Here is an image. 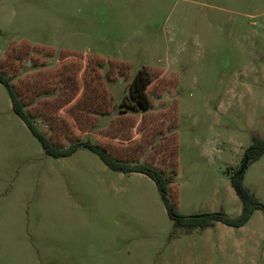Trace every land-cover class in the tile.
Returning <instances> with one entry per match:
<instances>
[{"label":"rangeland","instance_id":"rangeland-1","mask_svg":"<svg viewBox=\"0 0 264 264\" xmlns=\"http://www.w3.org/2000/svg\"><path fill=\"white\" fill-rule=\"evenodd\" d=\"M11 46L29 52L11 82L53 88L30 78L23 99L51 101L53 128L31 117L58 144L173 174L182 214H238L236 169L264 202V151L241 168L264 137V0H0L3 73ZM143 65L146 107L129 92ZM0 264H264V208L240 226L176 225L146 173L84 146L45 152L0 82Z\"/></svg>","mask_w":264,"mask_h":264},{"label":"trees","instance_id":"trees-1","mask_svg":"<svg viewBox=\"0 0 264 264\" xmlns=\"http://www.w3.org/2000/svg\"><path fill=\"white\" fill-rule=\"evenodd\" d=\"M29 57L28 50L24 48H16L15 46L9 47L5 58L3 59V63H5V73L0 71V82L3 83L9 93L10 100H11V106L14 112L25 122L29 130L37 137L39 142L41 143L43 149L48 154H51L53 156H64L67 154H70L78 147L84 146L88 147L95 152L98 153L100 158L111 168L117 169L123 172H131V171H138L142 173H146L149 175L157 184L158 189L160 191L161 197L163 199V202L165 204V207L167 209V212L170 214V216L174 219V223L176 225L186 226V227H194V226H200V227H207L210 225H213L215 221H221L228 225L232 226H240L244 224L250 217L251 213L256 208H264V202L260 200L254 192H252L244 183L242 180V171H239L236 169L233 174L230 177L231 185L233 186L235 192L239 196L242 206L241 210L236 215H229L224 213L223 211H211L208 213H205L203 215H186L179 213L174 203L171 201V198L169 196V186L170 183L174 182L175 177L173 174H167L163 171L162 168L156 167L152 164L147 163H130L125 162L123 160H120L116 157H114L109 151H107L104 147H102L98 143H93L90 140H76L73 141L67 145L58 144L54 141L52 137H48L43 130H41L37 124L32 119V115H38L41 114L45 121H47L51 128L54 127L55 120L50 117L49 113L45 112L44 109L46 106H48L49 102L47 99H42L37 101V107H35L37 110L32 109L34 105H32V100H24L23 94H27L29 91H31V82L29 81L30 78L32 79V82H34V87L37 90V94L39 93H45L50 92L53 90L49 89V85L47 84V79L44 80H38L36 78H32V76H29L27 79H19V87L17 88L14 82H11L10 76L8 75L7 67L14 68V69H20L22 66L21 59L23 57ZM101 58H95V61H100ZM101 62V61H100ZM62 65L63 62H61ZM121 67L126 66L125 63H122L120 65ZM44 70H49L47 68H44ZM151 72L149 68L146 66L140 67L137 72L134 74L131 82L129 83V92L131 96L134 98L137 106H144L146 107L148 105V101L142 100V96H144V89L148 85V83L151 81ZM42 83V84H41ZM55 85L57 89V94H60L61 88L60 85ZM52 86V85H51ZM55 89V90H56ZM131 106H134V103ZM24 104L27 107V110L24 108ZM37 111V112H36ZM264 151V137H260L258 134L253 133L252 134V141L249 144V146L244 151V161L246 163V160L254 159L258 157L262 152Z\"/></svg>","mask_w":264,"mask_h":264},{"label":"water","instance_id":"water-1","mask_svg":"<svg viewBox=\"0 0 264 264\" xmlns=\"http://www.w3.org/2000/svg\"><path fill=\"white\" fill-rule=\"evenodd\" d=\"M244 165H245V162H243V164H242L241 168H243V167H244ZM203 214H205V213H201V214H198V215H203Z\"/></svg>","mask_w":264,"mask_h":264}]
</instances>
